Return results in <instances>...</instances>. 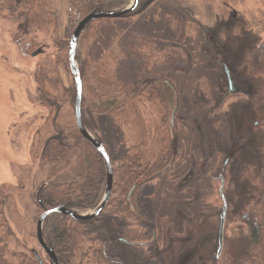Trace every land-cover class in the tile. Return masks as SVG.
Masks as SVG:
<instances>
[{"label":"rangeland","instance_id":"374dc122","mask_svg":"<svg viewBox=\"0 0 264 264\" xmlns=\"http://www.w3.org/2000/svg\"><path fill=\"white\" fill-rule=\"evenodd\" d=\"M40 1L58 14L59 30L52 20L46 26L32 23L18 3L0 0V185L6 189V216L12 230L0 264L38 262L35 253L43 264H53L37 239L43 211L35 196L50 180L49 167L40 163V157L45 142L56 132L55 125L74 140L81 137L69 52L64 62L55 38L58 35L70 44L87 15L73 0ZM263 11L264 0H156L141 13L99 19L82 32L76 64L79 69V54L87 77L84 99L95 73L116 83L127 96L125 115L98 116L95 135L86 128L102 141L112 166L138 146L144 149V164L154 163L169 149L176 151L166 172L141 179L132 192L139 189L142 207L152 218V244L131 245L117 239L122 229L135 228L136 223L115 215L111 207L93 220L75 222L82 232L111 240L107 252L119 256L123 264H220L226 237L245 228L243 217L257 195L264 157V129L251 98L264 70H256L249 59L255 39L264 40ZM140 41L146 42L144 48ZM38 49L42 53L32 56ZM222 64L231 69L246 95H230L218 106L227 92ZM43 74L48 80L44 83ZM164 85L173 91L165 108L156 92ZM42 90L54 97L56 106L43 102ZM84 175V159L76 157L64 174L51 180L80 182ZM220 176L229 210L218 257ZM114 191L113 198L121 192ZM96 247L84 248L88 255L83 264H103L93 254Z\"/></svg>","mask_w":264,"mask_h":264},{"label":"trees","instance_id":"16d2710c","mask_svg":"<svg viewBox=\"0 0 264 264\" xmlns=\"http://www.w3.org/2000/svg\"><path fill=\"white\" fill-rule=\"evenodd\" d=\"M44 1L48 3V0ZM149 1H151L152 4L156 0H139L138 7L132 13L124 17L132 16L136 10L140 13L143 12L151 5L149 4L146 6V3ZM15 2L25 9V13L28 14L32 23L46 26L53 21L56 23V26H58V30L60 29L58 14L51 12L48 7L45 9V6L40 0H9L10 5ZM73 2L81 8L86 15H89L99 12H116L118 8L125 10L129 0H73ZM47 16L51 19H48ZM261 17L264 19V11ZM89 25L90 24H88L86 28L89 27ZM255 41L254 48L249 50L250 63L255 62L253 65L256 67L255 69L263 71L264 40L257 37ZM140 42L142 43V48H144L146 45L144 46L143 44L146 42ZM55 44L63 51V61L65 62L67 58L66 53L69 52L70 49L69 43L63 41L56 35ZM138 47L139 48L136 50L139 53L141 47ZM173 49L178 50L176 47H173ZM131 50L133 51V48ZM78 61L80 64L78 70L84 84L86 70L81 55L79 54ZM248 65L252 67L251 64ZM93 76L94 81L88 87V99H84V95L82 97V117L86 128L95 135L98 126V116L114 112L118 113L120 116L125 115L127 96L126 94L122 95L118 89L120 87L105 76L102 77L97 73ZM43 81H48L45 74L42 75V83H44ZM260 82V87L252 94L251 98L253 99L256 110H258V118L261 124L260 128L264 129V79ZM73 89V97H76L75 85ZM84 90L86 89L83 87V94ZM112 90L115 93H113ZM156 92L164 108L169 107L173 96L171 88L164 85V89L157 88ZM41 93L43 95V102L47 106H56V101L53 96L50 97L48 92L43 90ZM244 95H246V93ZM55 130L56 132L54 135L45 142L40 157V163L49 167L50 179L49 182L41 185V188H39L35 196L41 210L44 212L62 206L80 214L96 210L104 199L107 187V169L102 155L82 136L80 139L77 140V138H75L76 140H74L71 133L60 125H55ZM95 138L97 141L102 142L97 136H95ZM261 139L264 145V132ZM175 152V149H169L168 153L160 155L154 163L144 164L145 152L144 149L138 146L133 148V151L131 150L123 155V157L119 159L118 166H113L114 183L112 195L115 193L114 190L116 189L121 192L119 191V196L115 198L112 196L107 207H111L115 215L127 217L136 223L135 228L122 229L116 236L117 239H122V241L131 245L152 244L155 241V229L153 227L152 218L142 207L140 194L138 192L139 189L130 196L129 191L131 187L136 185L141 179L144 181L150 180L158 173L168 170L174 159ZM76 157H82L85 165V175L80 182H57L51 180L53 176L57 177L59 174H64ZM259 183L260 186L256 190L257 195L251 200V206L248 210L249 213L243 217L245 228H240L235 236L231 238L226 237L227 240L225 238L226 249L223 256L218 260L220 264H264V157ZM6 201V189L0 185V256H3L2 259H4L3 250L7 247V241L12 236V230L6 216ZM245 203L246 202H244V204ZM247 206L248 201L245 204V208L248 209L249 207ZM75 222L77 221L64 215L53 214L48 216L43 224L44 240L55 252L59 264H83L82 260L88 255H86L84 251L87 245H91L92 248L94 245H99V248L96 247L97 249L91 250H93L94 256L103 261V264H123L119 256L107 252L111 240L102 239L96 235L86 234L75 226ZM236 239H238L236 242L237 244L235 245L234 242L233 245V241ZM239 244H241L240 247ZM104 246L106 247V252ZM235 249L237 251H235ZM19 264L40 263L32 259H29V262L22 259Z\"/></svg>","mask_w":264,"mask_h":264},{"label":"water","instance_id":"95a60500","mask_svg":"<svg viewBox=\"0 0 264 264\" xmlns=\"http://www.w3.org/2000/svg\"><path fill=\"white\" fill-rule=\"evenodd\" d=\"M83 1H91V0H83ZM149 4H151V1L147 2L146 6H148ZM138 5H139V0H133L132 4L123 11L111 12V13L99 12V13H91V14L87 15L85 18H83L78 23L76 29L74 30V32L72 34L71 40H70L69 62H70V67H71V70H72V73H73V76L75 79V84H76V100H75V106H74L76 125H77V128H78L81 136L102 155V157L105 161L106 169H107V187H106L104 199L102 200L101 204L98 206V208L95 211H93L89 215H81L79 213L68 210L67 208H65L63 206L44 211L40 215L38 222H37V239H38V242H39L41 248L50 257L53 264H59V262H58V259L56 257L55 252L47 245L46 241L44 240L43 224H44V221L46 220V218L50 215H53V214H60V215H64V216H66L72 220H75V221H84L85 222V221L93 220L94 218L100 216L103 213L105 207L107 206L108 202L110 201V199L112 197L113 183H114L113 167H112L110 157L106 151V148L102 142L97 141L88 132V130L85 127L84 121H83V117H82L83 80H82V77L80 75V72H79L77 64H76L77 42H78L82 32L86 28V26L88 24H90L91 22H93L95 20H99V19L122 18V17L126 16L127 14L131 13L132 11H134L138 7ZM41 53H42L41 49H38L32 53V56H37ZM222 65L224 67V76L226 79L227 92L220 99L218 106H220L224 102V100L230 95H237V94H245L246 93V91L244 89H242L238 85L236 80L233 78V73L230 70V68L225 64H222ZM175 114H176V110L173 112V120L175 118ZM226 164H227V161L225 162L224 165H226ZM219 178L222 181V186L220 188V196H221V199L223 201V210L220 214V226H219V235H218V243L219 244H218V249H217L218 257L220 256L222 249H223V246H224V227H225V221H226L227 212H228V203H227L226 197L224 196L223 177L220 176ZM134 189H135V186L132 188L129 196L132 194ZM35 255H36L38 262L40 264H43L41 259H40V256L37 253H35Z\"/></svg>","mask_w":264,"mask_h":264}]
</instances>
